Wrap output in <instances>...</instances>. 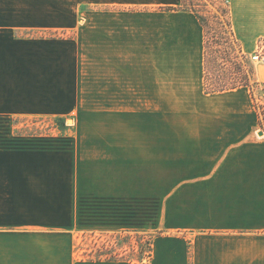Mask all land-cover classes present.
<instances>
[{
	"label": "crops",
	"instance_id": "1",
	"mask_svg": "<svg viewBox=\"0 0 264 264\" xmlns=\"http://www.w3.org/2000/svg\"><path fill=\"white\" fill-rule=\"evenodd\" d=\"M182 3L76 0L52 25L15 28L65 31L47 60L102 111L97 125L47 137L0 126V264H131L75 261L66 236L138 228L160 232L150 264H264L254 101L246 87L206 93L204 27ZM229 9L248 52L264 40V0ZM37 75L28 84L58 83ZM32 163L52 167L47 195ZM153 214L155 225L137 226Z\"/></svg>",
	"mask_w": 264,
	"mask_h": 264
},
{
	"label": "rangeland",
	"instance_id": "2",
	"mask_svg": "<svg viewBox=\"0 0 264 264\" xmlns=\"http://www.w3.org/2000/svg\"><path fill=\"white\" fill-rule=\"evenodd\" d=\"M75 3L76 0L73 6L69 0H0V126L12 127L20 136L47 137L66 127L98 124L102 103L82 101L80 99L82 87H77L72 81L65 79L63 70L52 69V61L47 60L48 56L52 57V41L64 40L69 35L63 30L48 28L15 30L17 26L22 25H52V22H48L52 19V14L63 16L69 13L71 8H78ZM229 6L230 0H183L180 8L184 11L198 12L204 20L205 51L210 81L215 83L226 81L230 84L236 80L233 70L225 65L230 53L238 56L244 71H249L250 76H253L252 80L264 83V76L260 75L264 73V65L256 64L251 59L252 53L264 40L248 52H243L233 34ZM34 67H37V71L33 69ZM36 75L52 78V81L58 83L40 84L36 80L35 84H28L32 78H38ZM22 78L25 79V83ZM18 81L22 84H18ZM253 108L246 110L252 112ZM174 113L175 111L170 110V115ZM99 121L103 123L102 120ZM259 121L258 118V135L264 137V126L260 125ZM34 165L27 164L26 168L32 173L40 174L41 193L45 192L47 195L52 181L45 177L51 174L52 167ZM139 217L141 218L140 215ZM154 219V214L147 215V221L138 220L137 226L148 227L151 224L153 226L157 222ZM135 230L150 231L142 228L119 231L98 229L67 231L69 235L66 236V248L72 251L74 260L79 262L89 261L85 257L86 254L99 248L107 250L106 247H110V250H119L128 260L136 261L141 249L143 247L146 249L149 236L145 233L135 234L132 232Z\"/></svg>",
	"mask_w": 264,
	"mask_h": 264
},
{
	"label": "trees",
	"instance_id": "3",
	"mask_svg": "<svg viewBox=\"0 0 264 264\" xmlns=\"http://www.w3.org/2000/svg\"><path fill=\"white\" fill-rule=\"evenodd\" d=\"M187 11V10H185ZM191 12H194L195 15L198 17L200 23L202 26H204V20L199 16L198 12H195L191 10ZM234 34V33H233ZM232 50V49H231ZM234 52V51H233ZM205 89L206 93H217V92H224L228 90H233L240 87H246L249 88L254 105L259 117V123L260 125L264 126V83L259 82L257 80H252L253 76L251 77L249 74V71H244V66L242 63L238 61V56L233 54H228V57L225 60V65L233 70L235 73L234 77L236 80H233L230 84L226 81H223L222 83H215L214 81L209 80V73H208V67H207V52L205 51ZM217 84V85H216ZM219 84V85H218ZM135 234L145 233L149 237L146 241V249L144 247L141 249V252L138 253V259L136 261L134 260H128L125 256L122 255L121 251L119 250H110V247H106L108 252H105L107 250H104V248H99L97 251H92L90 254H86L85 257L88 258L89 261H109V262H117V261H126L133 264H150V261L152 259L153 255V242L156 236L160 234L158 233H150L145 232L141 230H135L132 231ZM150 233V234H148Z\"/></svg>",
	"mask_w": 264,
	"mask_h": 264
},
{
	"label": "built area",
	"instance_id": "4",
	"mask_svg": "<svg viewBox=\"0 0 264 264\" xmlns=\"http://www.w3.org/2000/svg\"><path fill=\"white\" fill-rule=\"evenodd\" d=\"M251 59L259 65H264V42L257 46L256 50L252 53Z\"/></svg>",
	"mask_w": 264,
	"mask_h": 264
}]
</instances>
